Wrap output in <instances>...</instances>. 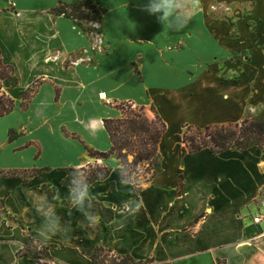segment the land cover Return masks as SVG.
I'll return each mask as SVG.
<instances>
[{
    "label": "crops",
    "instance_id": "1",
    "mask_svg": "<svg viewBox=\"0 0 264 264\" xmlns=\"http://www.w3.org/2000/svg\"><path fill=\"white\" fill-rule=\"evenodd\" d=\"M84 1L0 0V55L17 80L15 86L1 82L15 106L0 118V170H43L27 183L0 179V264H93L97 247L157 264H264V220L252 223L264 216L261 152L180 155L182 126L236 124L263 108L264 15L256 14L264 0H226L250 6L241 18L246 39L236 25L235 38L231 24L218 32L221 21L208 16L203 0L186 5L189 23L180 31L143 11L146 0H93L105 10L100 38L51 14L61 4ZM94 24L89 27L97 29ZM239 41L245 43L233 48ZM35 82L36 92L22 105L21 93ZM121 103L153 106L166 124L161 172L138 195L121 182L113 159L87 154L110 149L103 121L119 118ZM168 109L186 113L176 138ZM174 158L175 176L167 180L164 167ZM94 163L112 169L89 186L90 201L113 210L108 225L92 207L87 221L69 202V188L51 175ZM43 185L56 188V197L42 193ZM42 206L71 231L41 235L36 209ZM32 239L47 248L44 260L30 248Z\"/></svg>",
    "mask_w": 264,
    "mask_h": 264
},
{
    "label": "trees",
    "instance_id": "2",
    "mask_svg": "<svg viewBox=\"0 0 264 264\" xmlns=\"http://www.w3.org/2000/svg\"><path fill=\"white\" fill-rule=\"evenodd\" d=\"M91 3L95 2L87 0L78 4H61L53 9L51 14L72 20L86 34L92 32L99 34L101 33L100 30L89 26L85 28L81 23V20H88L92 23L101 21L105 10L98 3L95 4L99 6V10L92 9L90 16L81 12L85 5ZM3 80H8L12 86L17 83L12 67L5 65L0 55V118L9 115L15 106L14 101L1 91ZM37 87L38 82H35L21 93L22 105L27 104ZM116 108L120 112V117L103 121L104 129L110 141V149L107 152L87 149V154L95 161L114 159L117 165L115 171L118 172L121 182L131 185L138 195L143 186L161 172L159 146L166 132V124L153 106L150 107L151 116L145 107L135 106L131 103H121ZM181 143V157L204 149L216 156L227 151H246L257 148L261 152V159L264 161V106L256 115L249 116L236 124L208 125L202 128L186 125ZM42 171L0 170V179H21L23 183H27L29 179L36 177ZM63 171L65 177L59 186L70 189V181L76 173L84 177L90 186L106 180L112 169L94 163L79 169L68 168ZM178 174L179 188H181L182 172L179 171ZM115 188V184L111 183L109 191L115 192ZM40 191L50 198L56 197V188L52 186L43 185L40 187ZM91 205L102 222L108 225L113 220V210L110 207H105L94 200L91 201ZM0 207H4L3 201H0ZM18 225L20 224L18 223ZM20 227L22 228L21 225ZM90 259L93 264H157L153 258L136 261L129 255H116L110 249L103 247H97Z\"/></svg>",
    "mask_w": 264,
    "mask_h": 264
},
{
    "label": "rangeland",
    "instance_id": "3",
    "mask_svg": "<svg viewBox=\"0 0 264 264\" xmlns=\"http://www.w3.org/2000/svg\"><path fill=\"white\" fill-rule=\"evenodd\" d=\"M195 1L198 2L197 0H195ZM203 1L206 4V6L204 7V10H206V12L208 13V16H210L212 18L217 17L221 21V24H219L217 26L218 32H221L222 29L225 27V23H227L226 28L227 27L230 28V24H231L230 37L235 38L238 36L236 27H237L238 31H241V33H245L243 35L244 39H246L248 37L249 32H247V30H245L246 26L243 22L244 20H242L241 18H242V15L244 16L245 14H247L250 11V6H247V5L245 6L242 4L241 5L229 4V2H227L226 0H203ZM176 2H178V4L180 2L179 8H178L179 5L176 4L177 10L180 12H183L185 15H187L188 9L186 8V5H188V3H192V0H177ZM196 5H198V4H196ZM94 8L96 10L97 9L99 10V6L96 5L95 3L87 4L81 9V12H83L87 16H90L92 14V9H94ZM198 8L203 10V6L198 5ZM256 15L257 16L264 15V11L258 10ZM81 23L83 24V26L85 28H87L89 26L88 20H81ZM94 25H95V28H97V30L101 29V22L100 21ZM235 25H236V27H235ZM249 27H253L252 24H249ZM259 34L264 35V25L262 26ZM99 35L100 34H98V37L100 38L101 36H99ZM242 43H245V41L244 42L239 41L238 44L237 43L233 44V48H237V45H242ZM220 47L226 48L221 44H220ZM147 113L151 116L149 109H147ZM183 115H185V117H186V113H183V111L181 109L177 110V112H174V111L168 109L167 123H168V129L170 130L171 135H172L171 138H176V136L179 132L180 126H182V124H183L182 123ZM249 116H254V115H248L247 117H249ZM181 132H184V126H182ZM177 165H178L177 159H175V158L171 159L167 164H165L164 171H165V177L167 178V180H173V178L175 176V173H174L175 168ZM51 175L53 177H56V178H57V176H59L60 179H58V180H62L65 177V173H63L62 171H60L58 173H53ZM29 246H30V248L32 247V248L36 249L38 254L40 253V255H38L39 259L44 260V258H45L44 254H45V249H46L45 247L42 248L41 244L35 243L34 239H32L29 242ZM39 264H45V263L43 261H39Z\"/></svg>",
    "mask_w": 264,
    "mask_h": 264
},
{
    "label": "clouds",
    "instance_id": "4",
    "mask_svg": "<svg viewBox=\"0 0 264 264\" xmlns=\"http://www.w3.org/2000/svg\"><path fill=\"white\" fill-rule=\"evenodd\" d=\"M143 11L175 31L182 30L189 23L188 16L177 10L174 0H146ZM69 202L91 222L93 213L89 186L86 179L78 173L74 174L70 181ZM36 210L42 216L39 229L41 235L55 236L71 231V226L62 222V218L47 206L37 207Z\"/></svg>",
    "mask_w": 264,
    "mask_h": 264
},
{
    "label": "built area",
    "instance_id": "5",
    "mask_svg": "<svg viewBox=\"0 0 264 264\" xmlns=\"http://www.w3.org/2000/svg\"><path fill=\"white\" fill-rule=\"evenodd\" d=\"M263 220H264V216H263V215H258V216L254 217V218L252 219V223H253L254 225H258V224H260Z\"/></svg>",
    "mask_w": 264,
    "mask_h": 264
}]
</instances>
